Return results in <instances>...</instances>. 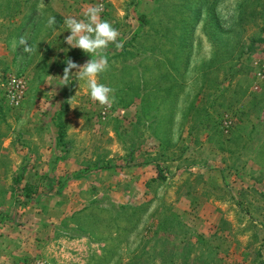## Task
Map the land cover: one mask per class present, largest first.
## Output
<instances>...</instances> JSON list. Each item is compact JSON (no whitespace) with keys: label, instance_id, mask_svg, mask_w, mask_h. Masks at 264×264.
I'll list each match as a JSON object with an SVG mask.
<instances>
[{"label":"rangeland","instance_id":"374dc122","mask_svg":"<svg viewBox=\"0 0 264 264\" xmlns=\"http://www.w3.org/2000/svg\"><path fill=\"white\" fill-rule=\"evenodd\" d=\"M95 5L111 107L56 85ZM263 64L264 0H0V264H264Z\"/></svg>","mask_w":264,"mask_h":264},{"label":"clouds","instance_id":"9594fccd","mask_svg":"<svg viewBox=\"0 0 264 264\" xmlns=\"http://www.w3.org/2000/svg\"><path fill=\"white\" fill-rule=\"evenodd\" d=\"M101 5L88 7L83 15L86 19L78 20L75 17H66L64 20L65 29L70 30V35L65 37V41L71 48H79L84 53L89 54L91 59L83 65H78L71 59H67L66 67L63 69V75L59 76L56 85H69L73 79L79 83L83 81L88 89V95L92 102L101 106L111 107L114 102L113 89L105 84L98 82V76L108 70L109 62L103 53L109 44H114L119 50L123 47V42L118 40L120 33L113 25L101 19ZM55 24V17H50L47 26ZM19 45L23 47L26 53H34L36 49L28 44L25 37H20ZM13 48L17 42L13 41ZM73 69L76 71L73 73ZM46 82L52 85L48 80ZM55 85V86H56Z\"/></svg>","mask_w":264,"mask_h":264},{"label":"built area","instance_id":"2783aa9c","mask_svg":"<svg viewBox=\"0 0 264 264\" xmlns=\"http://www.w3.org/2000/svg\"><path fill=\"white\" fill-rule=\"evenodd\" d=\"M259 75L260 76H263L264 75V64H263V66H262V68H261V70L259 72ZM12 86L15 87V92H17L19 94L18 96L20 97V92L22 93L23 92V89H24V82H23V80L18 79V78H14V80L12 82ZM15 92L12 94V98L14 100L16 99L17 102H18V99L19 98H17V95L15 94ZM37 264H46V262L44 260H38L37 261Z\"/></svg>","mask_w":264,"mask_h":264},{"label":"trees","instance_id":"16d2710c","mask_svg":"<svg viewBox=\"0 0 264 264\" xmlns=\"http://www.w3.org/2000/svg\"><path fill=\"white\" fill-rule=\"evenodd\" d=\"M89 55V54H88ZM107 56V55H106ZM89 57H90V55H89ZM108 57V56H107ZM62 125V124H61ZM63 125L60 127V132H62L63 130ZM33 192H35V187L34 186H32L31 184H26L25 185V193H26V197L27 196H29V195H31Z\"/></svg>","mask_w":264,"mask_h":264},{"label":"crops","instance_id":"0c3cea01","mask_svg":"<svg viewBox=\"0 0 264 264\" xmlns=\"http://www.w3.org/2000/svg\"><path fill=\"white\" fill-rule=\"evenodd\" d=\"M75 18H77L78 20H79V19H80V20H83V19H84V18H82V17H79V18H78V17H76V16H75ZM81 18H82V19H81ZM34 20H36V18H34ZM36 28H37V26H36V27L33 26V30H30V33H33V32L36 30ZM54 33H55V32H54ZM54 33H52L51 35H48V36H50V37H48V43H49L50 41H53L52 38H53V36H54ZM69 33H70V32H69ZM68 35H70V34H68ZM68 35H67V36H68ZM61 51H64V50L61 49ZM50 149H51V148H50ZM48 217H49V216H48ZM13 253L16 254V256H19L18 253H16V252H13ZM7 256L9 257L10 254L7 255ZM15 264H16V263H15Z\"/></svg>","mask_w":264,"mask_h":264}]
</instances>
